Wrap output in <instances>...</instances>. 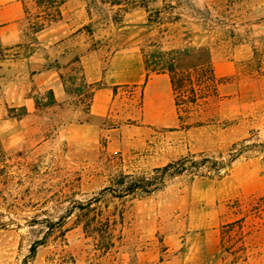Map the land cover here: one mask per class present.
<instances>
[{
    "label": "rangeland",
    "instance_id": "rangeland-1",
    "mask_svg": "<svg viewBox=\"0 0 264 264\" xmlns=\"http://www.w3.org/2000/svg\"><path fill=\"white\" fill-rule=\"evenodd\" d=\"M24 1L27 57L39 43L33 23L41 12ZM86 3L96 45L111 52L123 42L111 33L131 29L149 73L162 53L208 48L217 94L192 107L182 129L177 117L173 125L145 122V82L89 85L79 71L66 73L67 99L55 105L50 91L33 93L29 117L0 82V264H264V0ZM236 152L221 177L201 169L149 196L101 193L116 189L121 175L152 176L184 157L227 161ZM94 197L93 206L118 220V241L105 254L76 224L80 205ZM241 219L222 247L221 226Z\"/></svg>",
    "mask_w": 264,
    "mask_h": 264
},
{
    "label": "crops",
    "instance_id": "crops-1",
    "mask_svg": "<svg viewBox=\"0 0 264 264\" xmlns=\"http://www.w3.org/2000/svg\"><path fill=\"white\" fill-rule=\"evenodd\" d=\"M35 1V0H34ZM34 5L37 9L36 2ZM60 17L35 32L36 48L23 57L20 50L28 41L25 21L29 15L24 0H0V82L7 83L6 99L13 107H25L29 117L33 112L32 94L47 90L55 105L67 99L65 74L79 71L86 84L106 86H145L144 120L152 126L173 125L176 119L173 92L168 74H151L146 70L140 47L133 41L131 29L114 30V38L123 39L114 50L96 45L97 33L90 30L92 14L86 0H65L60 5ZM110 34V35H111ZM153 96L148 97V91ZM93 94L89 111L99 99Z\"/></svg>",
    "mask_w": 264,
    "mask_h": 264
},
{
    "label": "trees",
    "instance_id": "trees-1",
    "mask_svg": "<svg viewBox=\"0 0 264 264\" xmlns=\"http://www.w3.org/2000/svg\"><path fill=\"white\" fill-rule=\"evenodd\" d=\"M65 0H35L37 7L40 9V15H36L39 21L33 23L36 32L43 29L50 22L60 17V5ZM190 53V54H189ZM160 63L150 71L154 74H168L173 92L174 106L178 124L182 129L190 128L186 123L190 118L189 113L192 107L198 105L200 101H206L210 97L216 96L217 87L220 79L216 76L214 66L211 60L210 51L206 47L193 48L192 50L173 55L162 53ZM190 55V63L184 65L183 61ZM237 145H234L235 148ZM240 152V151H239ZM239 152L232 153L230 158L225 161H216L208 157L195 160L194 156L184 157L179 160L170 162L163 167L153 170L152 176L132 177L130 175H121L114 182L116 189H104L118 192L116 197L123 198L126 196H149L155 191L161 190L166 185V180L185 173L191 175L199 174L201 169H207V172L221 177V171L230 166ZM202 175V174H200ZM99 202V197L90 199L85 204L80 205V213L77 217L76 224L81 226L84 235L94 242L97 250L101 253H108L118 241L115 235L117 219H112L110 215H105L99 207L93 206ZM122 220V216L120 217ZM242 219L224 224L220 228L221 243L232 236L235 227L241 228ZM45 244V240H39L32 244L30 255L36 254L37 248Z\"/></svg>",
    "mask_w": 264,
    "mask_h": 264
}]
</instances>
